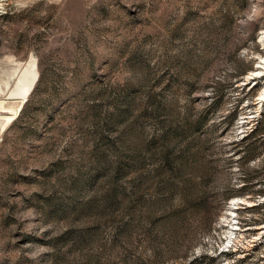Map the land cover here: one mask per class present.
I'll list each match as a JSON object with an SVG mask.
<instances>
[{
  "label": "rangeland",
  "instance_id": "rangeland-1",
  "mask_svg": "<svg viewBox=\"0 0 264 264\" xmlns=\"http://www.w3.org/2000/svg\"><path fill=\"white\" fill-rule=\"evenodd\" d=\"M0 100V264H264V0H0Z\"/></svg>",
  "mask_w": 264,
  "mask_h": 264
},
{
  "label": "bare ground",
  "instance_id": "bare-ground-1",
  "mask_svg": "<svg viewBox=\"0 0 264 264\" xmlns=\"http://www.w3.org/2000/svg\"><path fill=\"white\" fill-rule=\"evenodd\" d=\"M18 87H19V85H18ZM17 94L18 93H16V92L14 93V95H17ZM19 94L21 95L20 98H24V96H26V94H27V89L21 88ZM16 99H18V97ZM19 105H20V101L16 102V103H11V104L9 103V104L5 105L3 100H0V114L6 115L4 117L5 121L2 125V129H4L12 121V119L18 114Z\"/></svg>",
  "mask_w": 264,
  "mask_h": 264
},
{
  "label": "trees",
  "instance_id": "trees-1",
  "mask_svg": "<svg viewBox=\"0 0 264 264\" xmlns=\"http://www.w3.org/2000/svg\"><path fill=\"white\" fill-rule=\"evenodd\" d=\"M257 133V126L252 128L250 131L247 132V134L243 137L242 140H246L251 138L252 136H254Z\"/></svg>",
  "mask_w": 264,
  "mask_h": 264
}]
</instances>
